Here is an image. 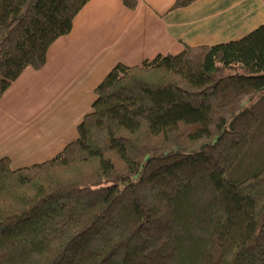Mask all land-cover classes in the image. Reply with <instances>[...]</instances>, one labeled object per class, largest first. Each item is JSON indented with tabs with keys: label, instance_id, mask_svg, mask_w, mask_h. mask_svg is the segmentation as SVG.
<instances>
[{
	"label": "trees",
	"instance_id": "16d2710c",
	"mask_svg": "<svg viewBox=\"0 0 264 264\" xmlns=\"http://www.w3.org/2000/svg\"><path fill=\"white\" fill-rule=\"evenodd\" d=\"M90 1L0 0V99ZM95 94L61 154L0 160V264H264V24Z\"/></svg>",
	"mask_w": 264,
	"mask_h": 264
},
{
	"label": "crops",
	"instance_id": "0c3cea01",
	"mask_svg": "<svg viewBox=\"0 0 264 264\" xmlns=\"http://www.w3.org/2000/svg\"><path fill=\"white\" fill-rule=\"evenodd\" d=\"M91 0L72 32L26 70L0 99V160L13 171L43 164L78 139L96 89L118 65L136 67L186 47L238 41L264 24V0Z\"/></svg>",
	"mask_w": 264,
	"mask_h": 264
}]
</instances>
